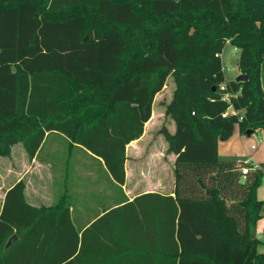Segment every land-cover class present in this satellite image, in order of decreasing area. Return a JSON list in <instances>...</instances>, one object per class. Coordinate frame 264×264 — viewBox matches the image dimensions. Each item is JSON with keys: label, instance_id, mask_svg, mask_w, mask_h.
Wrapping results in <instances>:
<instances>
[{"label": "trees", "instance_id": "trees-1", "mask_svg": "<svg viewBox=\"0 0 264 264\" xmlns=\"http://www.w3.org/2000/svg\"><path fill=\"white\" fill-rule=\"evenodd\" d=\"M227 43L239 51L244 81L224 77ZM263 60L264 0H0V156L20 143L31 161L57 132L123 184L125 147L142 135L170 76L164 114L175 131L159 133L175 155L174 196L163 197L173 248L159 256L165 264H264L255 235L264 162L217 152L235 126L264 129ZM223 83L238 92L230 104L239 121L222 116L230 105ZM24 189L20 179L4 195L0 264H57L55 235L73 227L65 199L35 207Z\"/></svg>", "mask_w": 264, "mask_h": 264}, {"label": "crops", "instance_id": "crops-1", "mask_svg": "<svg viewBox=\"0 0 264 264\" xmlns=\"http://www.w3.org/2000/svg\"><path fill=\"white\" fill-rule=\"evenodd\" d=\"M224 77L226 80L235 78L227 79L225 74ZM263 77L262 72L261 81ZM157 96L142 135L125 147L123 184L111 177L101 159L92 157L77 145H70L68 139L57 132H54L55 176L54 165L38 159L43 145L31 161L20 143L12 147L10 156H0V161L6 159L11 167H17L20 163L14 158V150L18 147L19 156L26 162L22 166L31 169L27 173L22 171L16 179L25 183L24 197L28 204L48 207L59 198L65 199L73 227L68 226L66 234L55 235L57 264H64V259L68 264L166 263V256L161 257L158 252L173 248L170 211L163 197L174 196L175 155L167 151V142L161 134L152 138L165 118L163 107L157 106L156 112L153 109ZM167 129L174 133L172 119ZM245 135L249 136L235 126L228 139L218 142V158L251 165L264 162V139L258 149L251 144L243 151L240 143L246 142ZM74 151L78 155L72 161ZM13 184L5 189L0 186V210L6 190ZM256 196L264 202V188L259 194L256 190ZM255 235L260 241L258 250L264 253V208L255 223Z\"/></svg>", "mask_w": 264, "mask_h": 264}, {"label": "rangeland", "instance_id": "rangeland-1", "mask_svg": "<svg viewBox=\"0 0 264 264\" xmlns=\"http://www.w3.org/2000/svg\"><path fill=\"white\" fill-rule=\"evenodd\" d=\"M238 49L232 46L231 44L227 43L225 44L222 53H221V61H222V66H223V71L226 76V78H236L239 74V69L237 66V59H238ZM228 68V69H227ZM262 89L264 92V77L262 78ZM174 90V82L172 77H168L164 87L160 92H158L157 100H156V105L153 106L154 111H157V106L159 108H164V103H167L170 101L172 92ZM162 120V119H161ZM171 122V118L166 117L160 123L159 129L153 134L152 138H155L158 136L159 130L162 126H165L167 128L168 124ZM246 142L244 144L240 143V148L243 151H247L251 144H255L257 149L263 145L262 141L264 139V129L263 128H258L254 130L249 136L245 135ZM237 144V143H236ZM65 147H64V152H65ZM77 151L73 152L72 156V161L75 160L77 157ZM144 154H147V150L145 151ZM14 158L15 160L20 163V165H14L13 167L10 166L9 161L6 159L4 161H0V186L3 187L2 189L7 188L11 184H13L16 179L19 177V174L23 171H26V173L31 169H27L23 164H26L25 161L21 159V157L18 154V147L15 148L14 150ZM38 159H44V161L49 162L53 164L52 171L55 176V134L54 132H50L49 136L47 137L46 141L43 144L42 149L39 152V157ZM256 158H253L255 160ZM14 160V162H15ZM13 162V161H12ZM17 163V164H18ZM14 164V163H13ZM29 174V173H28ZM32 174L30 173L29 176ZM55 179V177H54ZM264 188V175L261 176L260 183L257 186V192L259 194V191ZM260 251V250H259Z\"/></svg>", "mask_w": 264, "mask_h": 264}, {"label": "built area", "instance_id": "built-area-1", "mask_svg": "<svg viewBox=\"0 0 264 264\" xmlns=\"http://www.w3.org/2000/svg\"><path fill=\"white\" fill-rule=\"evenodd\" d=\"M228 69V68H227ZM220 90L222 92V98L229 104L231 103V99L235 97L238 92H231L228 90L227 85L225 83L220 85ZM234 114L237 116V121L242 119V112L235 110L232 105L230 104L227 109L222 113V116L225 117L227 115ZM248 163V162H246ZM248 168L246 166H243L241 168V174L244 176L247 173Z\"/></svg>", "mask_w": 264, "mask_h": 264}, {"label": "water", "instance_id": "water-1", "mask_svg": "<svg viewBox=\"0 0 264 264\" xmlns=\"http://www.w3.org/2000/svg\"><path fill=\"white\" fill-rule=\"evenodd\" d=\"M261 70H262V72L264 73V60H263V62H262V64H261ZM245 79H246V76L243 75V74H239V75L237 76V78H236L237 81H244ZM252 132H253L252 129H248V130L246 131V134H247V135H250ZM15 239H16V235L12 236V237L7 241V244H6V245L11 244Z\"/></svg>", "mask_w": 264, "mask_h": 264}]
</instances>
